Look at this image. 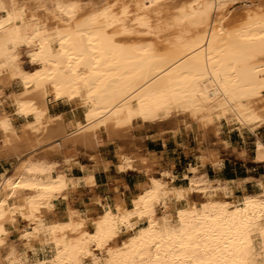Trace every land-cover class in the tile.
Here are the masks:
<instances>
[{"label": "bare ground", "instance_id": "bare-ground-1", "mask_svg": "<svg viewBox=\"0 0 264 264\" xmlns=\"http://www.w3.org/2000/svg\"><path fill=\"white\" fill-rule=\"evenodd\" d=\"M82 4L0 0V158H16L12 173H0V264H264V179L258 192L235 197L231 182L191 166L188 184L175 186L155 156L117 145L121 171L144 180L129 204L97 194L92 214L71 206L82 204L76 179L49 160L70 163L71 148L95 149L134 124L188 117L204 139L221 120L263 126L264 0ZM24 48H33V69L23 67ZM8 88L12 113L1 101ZM56 102L81 108L82 119L50 114ZM208 146L203 168L220 164ZM255 151L264 161L260 138Z\"/></svg>", "mask_w": 264, "mask_h": 264}, {"label": "crops", "instance_id": "crops-1", "mask_svg": "<svg viewBox=\"0 0 264 264\" xmlns=\"http://www.w3.org/2000/svg\"><path fill=\"white\" fill-rule=\"evenodd\" d=\"M155 134L142 135L137 140V143L145 154L155 156L153 159L158 161L157 163L159 164L156 165L157 170H169L171 168L169 171L173 175L175 174L174 182L172 183L175 186H186L188 180L183 175L185 173L192 174L189 171V167L197 166L198 172L205 171L208 178L231 182L235 187V197H239L243 193H255V191L258 192L260 190L257 180L264 179V161L256 158L255 140L260 138L264 143V131L254 133H246L244 131L241 133L239 130L236 132L221 130L218 134V140H216V142L220 143L212 147L217 154L220 164L214 166L212 161L209 160L207 164H204V168L198 158L202 152L200 148L192 145L193 138L189 134L154 136ZM105 159L107 158L105 157ZM76 160L78 165L67 166L63 164V168L72 177L84 178L88 173L85 172V169L81 168V165H85L90 169L92 164L80 161L79 157ZM107 160L110 162L107 168L98 164L97 169L92 173L94 181L93 190L90 189V186L84 180L80 181L82 204L76 202L74 206L80 209L91 207V196L94 193L102 196L103 200L111 201L115 192L121 194L125 198L126 203L129 204L128 194L135 188L137 183L144 180V174L132 170H118L116 168L117 161L114 153L112 158ZM0 167H2L1 163Z\"/></svg>", "mask_w": 264, "mask_h": 264}, {"label": "rangeland", "instance_id": "rangeland-1", "mask_svg": "<svg viewBox=\"0 0 264 264\" xmlns=\"http://www.w3.org/2000/svg\"><path fill=\"white\" fill-rule=\"evenodd\" d=\"M79 1H80V3H83L82 5L92 4L94 6H98L101 3L105 2L106 0H79ZM49 5H51V4H49ZM237 7L238 6L236 5V6L232 7L231 10L232 11H236V10H238ZM28 10L32 14L35 13L34 9L31 8V6H28ZM32 50H33V48H24V50L22 52V56H21L22 64H23V67L26 68V69H33L34 68L30 64V57H29V53ZM13 87H14V89L15 88L18 89L15 84L13 85ZM10 90H11V88H8V89L4 90V92L2 93V96H1V101L2 102L4 101L3 102V106H5L6 110L8 112L12 113L11 112L12 111L11 110L12 107H11V104H10V99H9V97H7ZM6 105H8V106H6ZM49 111H50V114H52V115L53 114H58V113L63 114L65 119H70L72 117H76L78 119H82V109L81 108L73 107V106H71L69 104L66 105V103H63V102H56V104L52 103L50 105V107H49ZM13 122L16 125V127L19 128V127L22 126V124L25 122V120L20 118V117L13 116ZM189 124H190L191 127L189 126ZM218 124L220 125V126L217 125L220 128L216 127V129H218V132H221V130L230 131V132H236L237 130H239L241 133H243L244 131L246 133L247 132H253L254 133V132H257V131H261V132L264 131V125L253 129L254 131H250L248 128H245V127L238 128L235 124L228 123L225 120H221L220 123H218ZM133 128H131L132 131L130 130V132H129V130L125 131V133H127V136H123V137H120V138L116 137V139L115 138L114 139L113 138L112 139H108L109 141L106 139V134L104 132H102L101 133L102 138H104L107 141H104V140L101 141L100 145L97 148H95V149H91V148H88V147H85V146H82V145H77L76 147H73L75 149L71 148L70 150H75V151H71L72 152V159L73 160L75 159V160L74 161L71 160L70 163H68V161L63 160L62 156H60L58 154H56V155L52 154V156L51 155L49 156L50 159H49V157H48V159L52 160V161L54 160L55 162H58L59 167L63 168V164H66L67 166H68V164H70V165H73V164L78 165V162H77L76 158L79 157L80 161L92 164V166H90V169H88V167H86L84 165L86 167V168H84L85 172L88 173V171H89V173L90 172L93 173L97 169V167H98L97 165L98 164H101L102 166H104V165H106V163H110L107 159H111L112 158V155L114 153V149H115V147H117V145L120 146V147L122 146L121 150L126 152V153H129V154L138 153L139 151L142 153V150H141L142 148L137 143V140L139 138H141L140 136L145 135V134L156 133L154 136H161V135H164V134H173V133H174L173 135H175V134H182V135L183 134H189V136L191 138H193L192 145H194V147L200 148V150L202 152V154L199 155L200 157H201V155L204 156L203 149H202L203 146H208L209 145L208 147H215L218 143H220V142H216V140H218V132L215 133L213 131L211 133V131H209L206 139H204L203 135L201 134L202 131H200L196 127V124L192 123L191 120L188 117H186V118H184V117L180 118L179 117L176 122L169 121V122L163 123V125L161 124V125H155L154 126V125L147 124L146 126H142L141 127V125H139V124H134ZM215 134H216V136H214ZM201 137H202V139H201ZM208 138H209V140H208ZM256 141H257V139L255 140V143H256ZM214 144H215V146H213ZM90 153L91 154L94 153V154L91 155ZM214 155H215V157H217V154H216L215 151H214ZM98 156L100 158L98 159L99 160L98 163H96ZM105 157L107 159H105ZM216 159H218V158H216ZM116 161H117L116 168L121 171L120 163H119V161L117 159H116ZM15 162H16V158L14 156H9V155L7 156V153H6L4 158H0V163L2 165V167H0V173H2V172H4V173L6 172V174L12 173L13 172L12 169H14V165L16 164ZM89 173L84 178L75 177L76 186H77L78 192L81 193V194H82V189L80 188V181L81 180H84L85 183L90 186V189L93 190V186H94L93 174L89 175ZM89 177H90V179H89ZM92 184H93V186H92ZM115 193H117V192H115ZM97 196L98 195L95 194V193L92 194V196H91L92 206L89 207V209L91 210L92 214H97L98 213L97 212L98 211L97 210V205H96V202H95ZM193 197L196 199V196H193ZM71 206L73 208H78V207L74 206V203ZM24 225H25V223L22 222L21 224H19V228L18 229H14V231H13V233L11 235V241L17 243L18 237H19V234H20V230H21V228H24ZM37 255L39 257H42L41 254H36L34 257H38Z\"/></svg>", "mask_w": 264, "mask_h": 264}, {"label": "snow or ice", "instance_id": "snow-or-ice-1", "mask_svg": "<svg viewBox=\"0 0 264 264\" xmlns=\"http://www.w3.org/2000/svg\"><path fill=\"white\" fill-rule=\"evenodd\" d=\"M0 243H2V242H0Z\"/></svg>", "mask_w": 264, "mask_h": 264}]
</instances>
